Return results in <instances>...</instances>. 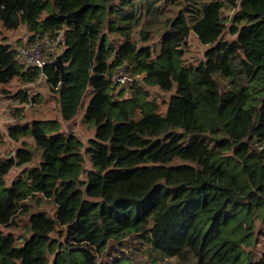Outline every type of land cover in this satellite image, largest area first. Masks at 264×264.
<instances>
[{
	"label": "trees",
	"instance_id": "16d2710c",
	"mask_svg": "<svg viewBox=\"0 0 264 264\" xmlns=\"http://www.w3.org/2000/svg\"><path fill=\"white\" fill-rule=\"evenodd\" d=\"M0 21L26 28L23 47L62 36L68 72L24 67L0 43V86L44 79L65 126L91 89L96 124L91 169L68 129L9 126L23 147L0 158V264H264V0H0ZM191 31L210 46L196 70ZM125 63L130 90L109 78ZM153 87L170 95L165 115ZM27 136L41 162L7 186L34 158Z\"/></svg>",
	"mask_w": 264,
	"mask_h": 264
},
{
	"label": "rangeland",
	"instance_id": "374dc122",
	"mask_svg": "<svg viewBox=\"0 0 264 264\" xmlns=\"http://www.w3.org/2000/svg\"><path fill=\"white\" fill-rule=\"evenodd\" d=\"M49 3H52L53 0H47ZM173 9L175 8L172 4ZM172 9V8H171ZM53 11L52 8H49L43 14L42 18H45L49 13ZM133 10L131 11V14ZM139 31V30H138ZM136 31V32H138ZM29 37L28 32L24 26H21L19 29H6L2 22L0 21V43L11 44L14 48H20L25 40ZM224 37L226 39H234L228 33H225ZM110 40L114 41V37L111 36ZM119 43V40L116 41ZM140 45H146V43L141 42ZM147 45L160 50L162 45L161 35H154L153 38L147 43ZM23 47V46H22ZM209 45L202 44L194 31H191L188 44L186 46L185 60L184 64L188 66L189 69L196 70L200 63L205 60V52L209 49ZM59 52H63V47H58ZM19 63L23 64L26 67V64L19 60ZM19 91H24L29 94L30 98L35 96L36 100L31 101L29 104H23L20 101V98L16 95ZM151 99L156 100L160 104L159 113L162 115L166 114L168 103L163 102L169 98V94H165L158 87L150 88ZM128 93H125L126 97ZM124 96H121L124 98ZM92 97V90L90 89L89 94L85 97L83 105L79 109V112L74 121L70 122L68 126L62 121L61 111H60V102L58 96L51 92L50 87L44 79H40L32 84H21L20 81L15 79L9 84H4L0 86V134L2 139L0 141V158H11L16 153L18 148L23 147L22 140L14 141L8 136V128L10 125L20 123L22 126L32 128L35 121H40L41 126H43L47 133L55 134L58 132L68 131L76 138L80 139L84 146L82 148V153L85 157V166L88 169L93 168L91 165L90 159L87 155L88 141L91 138H94L96 131V124L94 122H89L86 118V108ZM51 122H54V131L50 129ZM59 126V129H58ZM67 127V128H66ZM58 129V130H57ZM30 145L29 148L35 155L31 162L22 165L20 167H15L12 169L10 174L6 177L7 186H10L13 181L23 175L24 170H29L35 166H38L41 162L42 151L36 145L34 138L32 136H27L25 139ZM53 205V204H52ZM47 213L52 215L54 213V208L51 206V203L46 206ZM23 223L19 230L23 228ZM264 250V236L260 239L259 244L257 245L255 252L256 255H259L261 251Z\"/></svg>",
	"mask_w": 264,
	"mask_h": 264
},
{
	"label": "built area",
	"instance_id": "2783aa9c",
	"mask_svg": "<svg viewBox=\"0 0 264 264\" xmlns=\"http://www.w3.org/2000/svg\"><path fill=\"white\" fill-rule=\"evenodd\" d=\"M64 38L60 36L56 40L49 37L39 39L32 45L18 48L19 60L26 64V67H36L43 70L47 65L53 63L58 55L63 52L58 51L62 46L64 51ZM111 82L118 88L130 90L135 82L136 76L129 70L128 63L118 66L109 77Z\"/></svg>",
	"mask_w": 264,
	"mask_h": 264
},
{
	"label": "water",
	"instance_id": "95a60500",
	"mask_svg": "<svg viewBox=\"0 0 264 264\" xmlns=\"http://www.w3.org/2000/svg\"><path fill=\"white\" fill-rule=\"evenodd\" d=\"M52 64H53V66H55V68L58 71H60L62 81L66 82L67 77H68V72L65 69V63L63 62V55L62 54L58 55L57 59Z\"/></svg>",
	"mask_w": 264,
	"mask_h": 264
},
{
	"label": "crops",
	"instance_id": "0c3cea01",
	"mask_svg": "<svg viewBox=\"0 0 264 264\" xmlns=\"http://www.w3.org/2000/svg\"><path fill=\"white\" fill-rule=\"evenodd\" d=\"M64 126H65V124H64Z\"/></svg>",
	"mask_w": 264,
	"mask_h": 264
}]
</instances>
